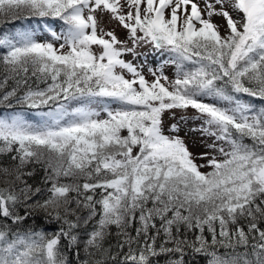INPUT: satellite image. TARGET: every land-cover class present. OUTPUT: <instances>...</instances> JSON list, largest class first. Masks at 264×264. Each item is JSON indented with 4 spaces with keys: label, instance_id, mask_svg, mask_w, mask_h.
Listing matches in <instances>:
<instances>
[{
    "label": "snow or ice",
    "instance_id": "snow-or-ice-1",
    "mask_svg": "<svg viewBox=\"0 0 264 264\" xmlns=\"http://www.w3.org/2000/svg\"><path fill=\"white\" fill-rule=\"evenodd\" d=\"M201 261L264 264V0H0V264Z\"/></svg>",
    "mask_w": 264,
    "mask_h": 264
},
{
    "label": "rangeland",
    "instance_id": "rangeland-1",
    "mask_svg": "<svg viewBox=\"0 0 264 264\" xmlns=\"http://www.w3.org/2000/svg\"><path fill=\"white\" fill-rule=\"evenodd\" d=\"M200 3H201V7H203V0H200ZM213 19H214V21L216 23L223 24V21L219 17H213ZM112 26L113 25H109L107 23V17H105V27H106V29L109 28V27H112ZM116 30H117V34L121 38H123L126 35V32H125L124 29H122L120 27H117ZM223 31H224V29L221 28L222 34H223ZM141 51L148 52L149 51V48H143V49H141ZM127 58L130 59V57H127ZM162 59L163 58H158L157 56H154V55L149 54L148 59H147V64H148V66H151V67L155 68V67L158 66L160 60H162ZM145 72H147V68H145ZM166 72H167L168 75L171 76L173 74V72H174V68L172 66H166ZM177 115L179 116L180 114L177 113ZM172 122H174V121H168L169 124L172 123ZM192 126H193V124H192L191 121L189 122L188 125L183 126L182 127V130L180 132V135L185 138V140L188 142V144H189L190 148L192 149V151L194 153H198L200 151H203V149L202 148H198V147H194L193 146V141H197L198 142V140H199V134L198 133H188L187 135H185V133L187 132V129L190 128V127H192ZM197 162L198 163H202V161H197Z\"/></svg>",
    "mask_w": 264,
    "mask_h": 264
},
{
    "label": "trees",
    "instance_id": "trees-1",
    "mask_svg": "<svg viewBox=\"0 0 264 264\" xmlns=\"http://www.w3.org/2000/svg\"><path fill=\"white\" fill-rule=\"evenodd\" d=\"M37 179H39V178L37 177ZM113 243H115V241H113ZM201 264H203V261H201Z\"/></svg>",
    "mask_w": 264,
    "mask_h": 264
}]
</instances>
